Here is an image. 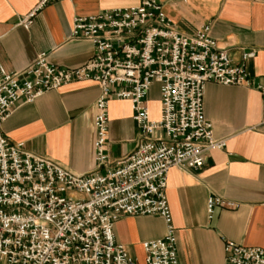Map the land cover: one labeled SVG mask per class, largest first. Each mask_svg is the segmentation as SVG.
Instances as JSON below:
<instances>
[{
    "label": "built area",
    "instance_id": "obj_1",
    "mask_svg": "<svg viewBox=\"0 0 264 264\" xmlns=\"http://www.w3.org/2000/svg\"><path fill=\"white\" fill-rule=\"evenodd\" d=\"M53 0H39L18 25L27 30ZM70 40H87L93 54L84 65L57 68L39 54L20 72L0 62V264H139L115 241L114 223L122 217L158 216L161 239L141 244L142 264H177L176 233L165 195L168 171H198L211 150H223L203 114L206 83L249 86L247 62L254 51L233 63L217 46L209 26L179 33L155 0L72 21ZM74 82H93L94 160L97 169L75 176L47 158L12 144L2 124L19 104ZM158 85L159 111L151 116L147 97ZM264 102V89L258 87ZM127 101L139 140L135 150L109 168L107 104ZM264 126V124H263ZM231 202L209 197L206 211ZM222 264H264V249L232 242L223 246Z\"/></svg>",
    "mask_w": 264,
    "mask_h": 264
},
{
    "label": "crops",
    "instance_id": "obj_2",
    "mask_svg": "<svg viewBox=\"0 0 264 264\" xmlns=\"http://www.w3.org/2000/svg\"><path fill=\"white\" fill-rule=\"evenodd\" d=\"M144 0H53L25 30L19 20L39 0H0V62L8 73L20 72L46 54L48 62L72 70L93 54L87 40H70L75 17L139 6ZM181 34L209 26L217 46L233 63L242 52L254 51L247 62L249 86L206 83L203 114L223 150H211L198 171H168L165 195L176 233L177 264H222L223 246L232 242L264 249V0H155ZM100 89L93 82H74L48 91L30 104H19L2 124L12 144H22L31 155L47 158L75 176L97 169L94 160V104ZM151 116L159 111L158 85L147 97ZM153 106V107H152ZM109 168L131 154L139 136L127 101L107 104ZM209 197L231 202L206 211ZM165 225L158 216L122 217L113 225L115 241L139 264L141 244L161 239Z\"/></svg>",
    "mask_w": 264,
    "mask_h": 264
},
{
    "label": "rangeland",
    "instance_id": "obj_3",
    "mask_svg": "<svg viewBox=\"0 0 264 264\" xmlns=\"http://www.w3.org/2000/svg\"><path fill=\"white\" fill-rule=\"evenodd\" d=\"M153 107V106H152Z\"/></svg>",
    "mask_w": 264,
    "mask_h": 264
}]
</instances>
